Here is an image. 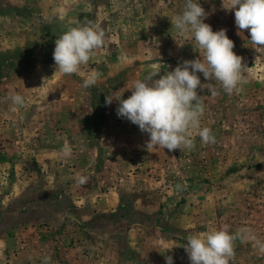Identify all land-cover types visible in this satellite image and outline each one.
<instances>
[{"label": "rangeland", "instance_id": "1", "mask_svg": "<svg viewBox=\"0 0 264 264\" xmlns=\"http://www.w3.org/2000/svg\"><path fill=\"white\" fill-rule=\"evenodd\" d=\"M101 1L0 0V264H191L179 246L209 224L264 242V49L237 34L229 0H202L204 22L226 29L247 83L229 95L197 73L207 84L197 90L201 127L216 142L196 135L191 151L147 150L149 135L106 96L127 99L150 70L158 79L202 54L172 28L183 0H130L112 20ZM87 21L104 45L82 74L55 73L57 36ZM92 69L101 76L85 88ZM232 264H264V252L238 239Z\"/></svg>", "mask_w": 264, "mask_h": 264}, {"label": "clouds", "instance_id": "2", "mask_svg": "<svg viewBox=\"0 0 264 264\" xmlns=\"http://www.w3.org/2000/svg\"><path fill=\"white\" fill-rule=\"evenodd\" d=\"M223 8L234 10L237 34L247 30L252 48L264 49V0H229L228 6ZM207 15L199 0H185L182 12L171 19L172 28L181 35L191 34L194 40L192 46L199 49L202 55L194 60H184L158 79L154 77L161 71L150 70L143 79L136 80L127 89L131 90L127 99H122L123 94L106 96L107 105L114 99L118 101V116L127 118L141 132L149 135L147 150L159 147L169 151H191L195 148L196 135L200 137L202 144L216 142L211 129L201 127L205 105L197 90L205 89L207 84L201 83L197 73H202L207 81L218 82L229 95L241 93L243 85L247 83L243 75L246 64L233 51L234 42L227 36L226 29L213 31L204 22ZM104 43V30L92 21L69 27L55 40V73L82 74V66L89 64L96 50ZM100 76L97 69H92L84 80L83 87L93 86ZM209 88L213 95L218 94L216 89ZM9 98L13 105L24 106L25 98L22 95L12 93ZM70 151L66 143L64 152ZM83 179L81 178V182ZM249 232V229L241 228L232 233L227 225L217 228L209 224L206 231L188 235L187 243L179 247L184 248L191 264H232L235 242L238 239H250L254 241V247L264 252V242L247 235ZM165 259L167 264H173L171 256H166ZM50 260V257H45L43 264H50Z\"/></svg>", "mask_w": 264, "mask_h": 264}, {"label": "crops", "instance_id": "3", "mask_svg": "<svg viewBox=\"0 0 264 264\" xmlns=\"http://www.w3.org/2000/svg\"><path fill=\"white\" fill-rule=\"evenodd\" d=\"M97 0H95V3ZM132 4L133 1L130 0H102L101 4L103 6V13H102V19L106 20H112V14L117 12V10H122L125 9L129 4ZM89 6L91 5L90 3L88 4ZM126 5V7H125ZM118 7V9L116 8ZM125 7V8H124ZM116 8V9H114ZM105 11V12H104ZM111 18V19H110Z\"/></svg>", "mask_w": 264, "mask_h": 264}, {"label": "built area", "instance_id": "4", "mask_svg": "<svg viewBox=\"0 0 264 264\" xmlns=\"http://www.w3.org/2000/svg\"><path fill=\"white\" fill-rule=\"evenodd\" d=\"M199 3H200V4H201V6H202V0H199ZM184 5H185V0H183V4H182V10H183V8H184ZM182 10H181V12H182ZM179 40H181V38H180Z\"/></svg>", "mask_w": 264, "mask_h": 264}]
</instances>
